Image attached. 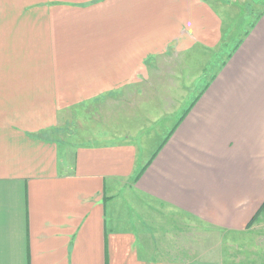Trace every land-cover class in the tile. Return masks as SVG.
<instances>
[{"label": "crops", "instance_id": "crops-1", "mask_svg": "<svg viewBox=\"0 0 264 264\" xmlns=\"http://www.w3.org/2000/svg\"><path fill=\"white\" fill-rule=\"evenodd\" d=\"M126 98L163 116L140 141L62 136ZM263 203L264 0H0V264H224L159 251L161 208L257 258Z\"/></svg>", "mask_w": 264, "mask_h": 264}, {"label": "rangeland", "instance_id": "rangeland-1", "mask_svg": "<svg viewBox=\"0 0 264 264\" xmlns=\"http://www.w3.org/2000/svg\"><path fill=\"white\" fill-rule=\"evenodd\" d=\"M209 58L213 60V62L217 63V52H215V54H211ZM213 62L211 61L212 65ZM208 74V70L203 73V82H206ZM120 101H122L124 105L115 107V113L102 114L99 111L100 106L97 107L95 105H92L91 107L81 105L78 108H72L69 111L62 113L61 127H65L61 128V132L63 133L62 136L66 137L69 129H73L74 132L81 135L87 129L90 130L91 125L92 130L101 129L100 131L105 134L107 132L112 133L109 129L113 128H115L119 134L130 135L131 137H133L135 133H138L139 135L137 138H131L132 141L137 142L140 141V138L142 139L144 135L147 136L151 133V125L155 124L154 121L156 119L163 118V116H159L157 114H154V116L149 113L147 114L145 105L138 106L139 115L135 116L131 100L126 98ZM86 124H89V126ZM113 134H116L115 131H113ZM154 144L155 141L151 138L148 141L147 148L145 150L142 149L141 151L144 154L145 152L150 153L152 149H154L151 145ZM139 203L142 204L141 206L145 203H147V206H159L157 203L149 200H143ZM133 204L134 206H140L135 200H133ZM149 217L151 220L156 219L165 225V231L163 233L159 232V235L157 232L155 233L157 236H165L162 237L160 242L157 244L158 247L161 246L159 251L167 248L177 249L182 247L183 250H198L199 253L203 251L205 259L211 260V252H213L214 248L219 249L222 253L226 249L223 253L224 264H264V250L259 249V252H261L260 257L258 252L257 258H251L250 253L247 252L248 248L245 247V243H243V246L240 247L239 250L230 244L231 241L229 242V240H235L237 244L241 243V240H244V235L234 236L233 234L223 233L222 231L209 227L199 221L193 220L190 216H184L179 212L175 213L167 211L166 208H161L151 212ZM256 229L257 235L253 239L252 245H256L258 248H264V226H257ZM258 230L260 232H258Z\"/></svg>", "mask_w": 264, "mask_h": 264}, {"label": "trees", "instance_id": "trees-1", "mask_svg": "<svg viewBox=\"0 0 264 264\" xmlns=\"http://www.w3.org/2000/svg\"><path fill=\"white\" fill-rule=\"evenodd\" d=\"M140 173V171L138 172ZM264 209V203L263 205L260 207V209L258 210V212L254 215V217L252 218L251 222L249 223V226L252 225L256 220H258V218L260 217V213L262 212V210Z\"/></svg>", "mask_w": 264, "mask_h": 264}]
</instances>
